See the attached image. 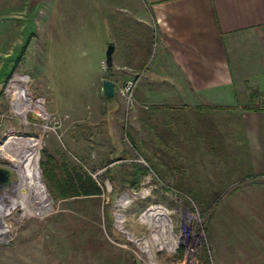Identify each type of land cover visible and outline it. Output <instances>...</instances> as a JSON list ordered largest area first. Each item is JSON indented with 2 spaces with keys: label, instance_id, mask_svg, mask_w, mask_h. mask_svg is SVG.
Returning <instances> with one entry per match:
<instances>
[{
  "label": "rangeland",
  "instance_id": "1",
  "mask_svg": "<svg viewBox=\"0 0 264 264\" xmlns=\"http://www.w3.org/2000/svg\"><path fill=\"white\" fill-rule=\"evenodd\" d=\"M26 34L18 30L13 60L0 58V167L8 165L17 180L11 168L12 154L23 150L17 140H36V165L51 206L30 216L24 206L31 197L12 208L3 197L11 190L0 191V228H9L0 237V264H188L190 248L197 264H264V178L248 171L229 120L198 123L180 150L172 149L167 132L156 137L153 127L144 139L135 91L132 103L119 93L132 77L110 102L67 62L64 76H47L40 31L29 40ZM103 60L99 71L106 73ZM13 83L24 86V113L15 108ZM36 101L45 115L34 109ZM152 114L162 129L166 113ZM136 166L146 169L137 185ZM63 167L80 168L101 194L55 198L51 168L58 176ZM123 195L126 201L116 206Z\"/></svg>",
  "mask_w": 264,
  "mask_h": 264
},
{
  "label": "crops",
  "instance_id": "2",
  "mask_svg": "<svg viewBox=\"0 0 264 264\" xmlns=\"http://www.w3.org/2000/svg\"><path fill=\"white\" fill-rule=\"evenodd\" d=\"M18 30L28 40L40 31L47 76H64L67 62L101 97L104 80L115 95L137 77L144 139L153 127L180 150L198 123L229 120L238 155L264 178V0H0L3 60L18 55ZM109 45L112 69L102 73ZM159 112L162 129L152 123Z\"/></svg>",
  "mask_w": 264,
  "mask_h": 264
},
{
  "label": "bare ground",
  "instance_id": "3",
  "mask_svg": "<svg viewBox=\"0 0 264 264\" xmlns=\"http://www.w3.org/2000/svg\"><path fill=\"white\" fill-rule=\"evenodd\" d=\"M20 79L22 80V83L25 82L23 77ZM22 83L12 84L16 93L15 99L19 102L16 104L15 108L19 113H24L27 109L26 106L21 103L26 99ZM34 109L42 113V115H45L41 102L36 101ZM17 144L23 147V150L12 154L13 160L11 159V168L17 174L18 179L13 180L6 188V190H11V195L5 194L3 197L10 202L12 208H15L24 204V199L27 200V198H25L27 194L28 198L31 197V200L29 199L30 205L24 206L27 214L30 216L42 215L50 208V202L46 190L41 182L40 174L36 165L38 143L36 140L34 141V139H24L17 140ZM4 145H6V142L3 146ZM1 199L2 198L0 197V200ZM126 199V195L121 196L116 206H122ZM8 234L9 228L7 226L4 225L0 228V237L7 236Z\"/></svg>",
  "mask_w": 264,
  "mask_h": 264
},
{
  "label": "trees",
  "instance_id": "4",
  "mask_svg": "<svg viewBox=\"0 0 264 264\" xmlns=\"http://www.w3.org/2000/svg\"><path fill=\"white\" fill-rule=\"evenodd\" d=\"M47 160H51L47 156ZM54 175V196L60 199H69L76 197H98L101 194V189L98 184L91 178V176L82 172L80 168L68 169L63 167L62 172L57 176L54 168H51ZM44 175L47 177V171L43 170ZM146 169L143 166H136L132 173V184L137 185L139 179L145 175ZM205 256V248H203L202 256ZM203 256V257H204Z\"/></svg>",
  "mask_w": 264,
  "mask_h": 264
},
{
  "label": "water",
  "instance_id": "5",
  "mask_svg": "<svg viewBox=\"0 0 264 264\" xmlns=\"http://www.w3.org/2000/svg\"><path fill=\"white\" fill-rule=\"evenodd\" d=\"M112 50H113V46L109 45L105 53V63L108 71L112 69V58H111ZM102 93L104 97L108 99L112 98L114 96V84L109 80H104L102 82ZM11 182H12V173L8 165L4 167H0V191L5 190L11 184ZM48 198L51 206V199L49 195Z\"/></svg>",
  "mask_w": 264,
  "mask_h": 264
},
{
  "label": "built area",
  "instance_id": "6",
  "mask_svg": "<svg viewBox=\"0 0 264 264\" xmlns=\"http://www.w3.org/2000/svg\"><path fill=\"white\" fill-rule=\"evenodd\" d=\"M102 68L106 69L105 60L101 62ZM137 84V77H132L130 80L124 82L121 88H119L120 95L126 100L127 103L133 102V93L135 91ZM190 252V253H189ZM188 255L190 256L188 264H197L195 258H193L194 250L192 248L188 249Z\"/></svg>",
  "mask_w": 264,
  "mask_h": 264
}]
</instances>
